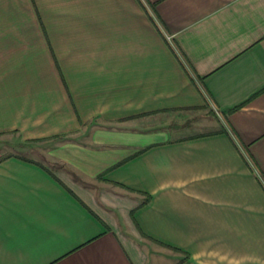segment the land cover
Wrapping results in <instances>:
<instances>
[{
	"label": "crops",
	"instance_id": "1",
	"mask_svg": "<svg viewBox=\"0 0 264 264\" xmlns=\"http://www.w3.org/2000/svg\"><path fill=\"white\" fill-rule=\"evenodd\" d=\"M8 135L0 264H264V0H0Z\"/></svg>",
	"mask_w": 264,
	"mask_h": 264
},
{
	"label": "rangeland",
	"instance_id": "2",
	"mask_svg": "<svg viewBox=\"0 0 264 264\" xmlns=\"http://www.w3.org/2000/svg\"><path fill=\"white\" fill-rule=\"evenodd\" d=\"M56 12L51 11V10H45L43 12V14L45 15V18L47 19V23H49L48 25V30L49 33L51 35V38L54 42V45H56V47H58L61 50L60 46V39H59V35L62 31L63 28L58 27L55 23V17L50 18L51 16H53ZM52 19V20H51ZM58 45V46H57ZM23 140L20 138H17L15 135H8V136H0V153H6V152H14V153H18L21 155H24L23 153H25V151L23 149H21L23 146H29L30 148H32V150H34L35 152H37L39 154V148L42 147L44 148V144L40 143V142H26L23 143ZM30 153V152H28ZM27 155V154H25Z\"/></svg>",
	"mask_w": 264,
	"mask_h": 264
}]
</instances>
